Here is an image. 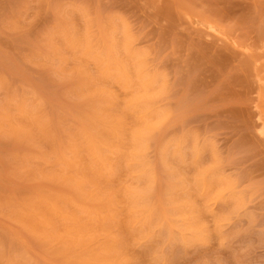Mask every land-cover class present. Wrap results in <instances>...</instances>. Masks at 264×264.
<instances>
[{
  "label": "rangeland",
  "instance_id": "374dc122",
  "mask_svg": "<svg viewBox=\"0 0 264 264\" xmlns=\"http://www.w3.org/2000/svg\"><path fill=\"white\" fill-rule=\"evenodd\" d=\"M0 264H264V0H0Z\"/></svg>",
  "mask_w": 264,
  "mask_h": 264
},
{
  "label": "bare ground",
  "instance_id": "6f19581e",
  "mask_svg": "<svg viewBox=\"0 0 264 264\" xmlns=\"http://www.w3.org/2000/svg\"><path fill=\"white\" fill-rule=\"evenodd\" d=\"M39 122V121H38Z\"/></svg>",
  "mask_w": 264,
  "mask_h": 264
}]
</instances>
